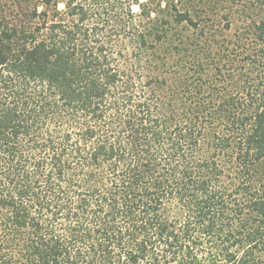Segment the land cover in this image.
Masks as SVG:
<instances>
[{"label":"trees","instance_id":"1","mask_svg":"<svg viewBox=\"0 0 264 264\" xmlns=\"http://www.w3.org/2000/svg\"><path fill=\"white\" fill-rule=\"evenodd\" d=\"M74 1L0 14V264H264V20Z\"/></svg>","mask_w":264,"mask_h":264},{"label":"rangeland","instance_id":"2","mask_svg":"<svg viewBox=\"0 0 264 264\" xmlns=\"http://www.w3.org/2000/svg\"><path fill=\"white\" fill-rule=\"evenodd\" d=\"M44 0H0V14L7 15L11 19H16L19 13L32 11L36 8L41 13L46 6ZM57 2V10L61 13L68 11L66 3L71 0H53ZM148 0H75L73 5H83L93 14L112 13L123 14L127 9H131L134 15L141 11L139 4L147 3ZM53 4V3H52ZM168 4L177 6L182 12L189 11L190 15L197 22V27H191L188 24L175 26L172 24L173 19L166 16ZM174 6V5H173ZM157 9V15L152 14L155 18L171 19L172 33L169 35L171 41L178 43L198 39L204 46H209L214 55L222 53V45L228 41L242 40L250 42L253 33H258L256 25L264 20V0H176L172 3L169 0H159L154 4ZM50 12L54 11V6L49 8ZM29 14V13H27ZM76 19V18H75ZM97 18L95 17V20ZM69 23V17L67 18ZM125 22L131 23L126 18ZM134 24H138L135 21ZM131 24V25H134ZM119 25V23H118ZM229 25V28L227 26ZM240 37V38H239ZM246 39H249L248 41ZM123 44L129 45V39H125ZM167 48V45L164 47ZM131 50L125 52L129 55ZM174 60L179 57L175 54Z\"/></svg>","mask_w":264,"mask_h":264}]
</instances>
